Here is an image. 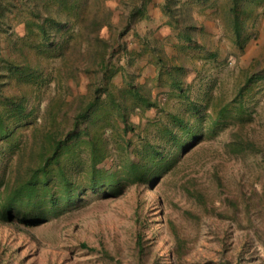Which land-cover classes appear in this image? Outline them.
Listing matches in <instances>:
<instances>
[{
	"label": "rangeland",
	"instance_id": "1",
	"mask_svg": "<svg viewBox=\"0 0 264 264\" xmlns=\"http://www.w3.org/2000/svg\"><path fill=\"white\" fill-rule=\"evenodd\" d=\"M170 2L180 22L191 26L194 42L178 39L166 11ZM249 2L250 38L242 49L233 41L230 0H81L78 13L49 3L62 22L66 45L58 56L39 59L35 46L25 42L31 47H24V52L32 61L37 59L47 79L28 90L27 111L33 109L19 122L14 135L18 144L0 142V173L5 180L15 178L30 161L41 133L73 115L82 98L100 83L104 69L114 91L138 86L157 106L128 113L134 130L122 132V124L116 123L117 134L107 132L110 148L115 149L114 137L122 133L126 144L118 138L119 143L126 148L119 154L111 150L98 167H116L126 155L137 161L134 151L145 154L147 141L162 142L160 129L172 122L173 115L196 119L193 105L199 108L197 130L203 136L179 151L158 182L127 184L117 196L100 194L36 227L0 220V264H138L133 249L135 210L152 247L142 257L143 264H219L225 256L234 257L236 247L245 241L246 262L264 264V77L250 85L246 96H239L246 78L264 71V0ZM30 3L0 0V75L4 62L16 57L22 37L30 43L40 39L33 38L35 29L27 31V22L36 20ZM135 6L144 12L128 23ZM159 56L183 67L181 94L171 89L157 64ZM23 88L5 84L1 96L17 95ZM235 98L244 103L242 121L233 111L228 120L212 123L221 106L232 110ZM237 132L240 138L235 137ZM241 137L255 147L228 149V143ZM163 149L169 153L171 147ZM86 157L84 153L85 163ZM54 235L57 240L50 242ZM83 242L95 250L81 249Z\"/></svg>",
	"mask_w": 264,
	"mask_h": 264
},
{
	"label": "trees",
	"instance_id": "2",
	"mask_svg": "<svg viewBox=\"0 0 264 264\" xmlns=\"http://www.w3.org/2000/svg\"><path fill=\"white\" fill-rule=\"evenodd\" d=\"M245 1L230 0L228 8L233 41L241 49L250 38L247 32V22L251 19V9L248 6L250 5L249 0L246 5ZM52 2L58 3L62 8L75 9V13H78L81 8V0H31L29 12L36 20L27 22V31L32 33L35 29L33 38L40 39L38 42L30 43L22 37L24 42H18L21 46L15 49L16 57L4 62L5 70L0 75V80H3L0 81V142H8L10 147L18 144L14 135L19 122L25 120L33 109L27 111L30 98L28 90L35 86L40 87L47 79L43 68L36 62L37 59L32 61L31 57L24 52V47L35 46L34 53L40 59L58 56L64 51L66 45V39L61 35L62 22L59 17L52 14L49 8V3ZM165 6L169 16L173 19L174 27L178 29V39L188 43L194 42L193 33L190 31L191 26L188 27V24L181 23V17L175 15L177 8L171 2ZM143 12L144 10L140 7L131 8L128 23L142 15ZM180 24L181 27H179ZM53 36L57 37L58 41L51 42ZM157 64L168 76L171 89L180 94L184 92L183 67L179 64H171L160 56ZM103 72L100 83L91 89L89 97L82 98L73 115L66 121L64 120L63 125L58 124L47 132L41 133L39 149L32 152V158L22 166L21 172L19 171L15 178L5 180L3 173H0L1 221L11 223L16 221L25 227H36L58 214L89 203L103 194L104 196H117L127 184L158 182L159 179L156 178L159 176L161 178L165 170L176 162L179 151L185 147L190 148L191 140L195 139L198 142L202 138L203 134L197 130L200 119L197 116L199 108L193 105L190 108L195 113L196 119L190 122L176 114L173 115L172 122L160 129L158 138L162 142L147 141L145 154L143 151H134L139 158L137 161L126 155L120 156L121 160L118 165L115 164L116 167H98L97 165L109 156L111 150L119 154L126 148L119 143L121 139L124 145L126 144L123 133L114 137V142L117 144L115 145L116 150L110 148L111 139L107 137V132L117 134L119 126L117 125V129L116 123L122 124V132L134 130L128 120V113L134 109L145 110L157 106L156 101L142 93L138 86L131 85L130 88L124 91L119 90L117 93L110 84L106 69ZM263 77L264 71L259 76L256 74L248 76L240 87L242 94L239 96L241 98L246 96L250 85ZM12 83L23 84L24 88L17 95L1 96L2 86ZM234 100L232 110H229L227 106H221L215 112L212 123L218 124L228 120L233 111L236 112L235 119L239 120L244 117V103L237 98ZM240 136L239 132L235 135L236 138ZM165 145L171 147L169 153H165L166 150L163 149ZM227 146L232 152H239L249 146L255 147V144L241 137L239 140L231 141ZM82 153L87 155L85 158L87 163ZM86 164L87 169L84 171ZM93 195L95 197L86 199V196ZM231 205L236 210L235 201H232ZM134 216L137 228L134 233L133 249L138 264H143L142 257L150 254L152 247L148 245L146 225L141 224L138 210H135ZM56 240L57 236L54 235L50 242ZM246 244V241L241 242L236 247L237 252L234 257L225 256L219 264H248L245 254L249 255V249ZM80 246L81 249L95 250L84 242Z\"/></svg>",
	"mask_w": 264,
	"mask_h": 264
}]
</instances>
